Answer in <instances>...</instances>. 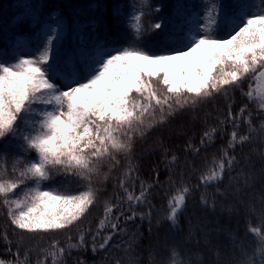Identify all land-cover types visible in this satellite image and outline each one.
<instances>
[{
	"label": "snow or ice",
	"instance_id": "1",
	"mask_svg": "<svg viewBox=\"0 0 264 264\" xmlns=\"http://www.w3.org/2000/svg\"><path fill=\"white\" fill-rule=\"evenodd\" d=\"M91 7V5H89ZM129 27L134 39L127 46L111 47L99 42V38L88 36L75 46L63 41V19L56 17V26L43 33L42 46L28 53L14 56L11 61L0 57V139L17 149L11 161V173L7 158L0 152V205L7 209L11 225L30 234L58 232L68 229L80 221L93 205L103 181L120 167V155L126 159L124 171L117 187L124 193L123 199L131 215L137 216L135 207L148 205L152 184L140 181V191H135L139 179L138 168L132 162L135 141L143 140L156 128H163L169 121L185 112L195 110L223 97L228 101L216 126L207 127L199 145L189 137L184 152L198 155L210 145L225 125H231L226 146L220 155H214L211 164L201 171L199 186L205 189L216 185V193L226 196L235 179L231 172L241 164L249 169L252 162L245 154L236 155L237 148L243 152L245 146L258 144L252 152L264 163V119L255 125L254 115L264 117V0H203V14L193 13L190 19L181 21L180 15L186 5L173 6L172 17L160 16L155 22L144 25L143 19L154 12L159 13L163 5L155 8L150 0H138L130 5ZM101 5L96 3V9ZM119 11V6H117ZM97 23L100 18L97 17ZM158 30V31H157ZM156 33L161 39L156 45H144L146 34ZM227 37V38H225ZM251 75L257 87L249 83L248 104L239 111L233 110L231 91ZM255 104L256 113L249 110ZM242 125L247 131L241 134ZM164 148V164L169 172L174 171L178 161L175 152L162 141L156 144ZM35 152V156L29 155ZM206 165L208 162H205ZM107 167L108 172L103 169ZM153 183H159V170L153 168ZM57 175H63L67 185L44 187ZM229 185L221 191L219 185L225 176ZM239 176L245 186L257 180L255 173L244 172ZM76 178L72 180L71 178ZM261 193L264 194V167L260 169ZM31 182V186H29ZM83 182L84 190L73 192L72 183ZM171 182V181H170ZM23 186L22 196L17 189ZM192 188L187 184L177 189V194L168 199L166 219L176 227L179 214L186 206ZM237 187L234 195H239ZM202 205H208L207 193L200 197ZM119 203H105L104 217L92 234V252L106 249L113 235L123 231L119 227L120 216L113 218ZM258 212L260 224L251 225L246 236L254 238L249 245L241 244L239 253L226 258L223 264H264V198L260 207L247 206ZM120 215H123L121 212ZM141 219H150L151 211L139 213ZM106 228L111 232L102 235ZM86 231H80L76 243L69 236L64 244L52 239L38 264H63L72 250H86ZM3 241L11 245L7 232L0 234ZM102 239L98 247L97 239ZM24 237L17 242V251L12 253L14 261L0 259V264H28V250L20 259L19 249ZM235 247V245H234ZM219 256V254H217ZM155 264L154 257H150ZM75 264H87L76 259ZM116 264H120L117 260ZM159 264H192L191 258L183 254L178 245L167 248ZM216 264H220L219 258Z\"/></svg>",
	"mask_w": 264,
	"mask_h": 264
},
{
	"label": "trees",
	"instance_id": "2",
	"mask_svg": "<svg viewBox=\"0 0 264 264\" xmlns=\"http://www.w3.org/2000/svg\"><path fill=\"white\" fill-rule=\"evenodd\" d=\"M134 0H0V57L11 59L14 56L28 53L37 46H42L44 39L43 33L49 27L56 26V17H62L66 34L63 37L65 45L75 46L78 41L91 36L94 40L99 38V42L106 44L109 48L127 46L133 39L130 29L128 15L132 9L130 5ZM138 3V0H135ZM186 5L180 15L181 21L193 13H203V0H179ZM230 2V0H226ZM96 3L101 5L96 9ZM177 0H150L153 8L163 5L159 13L147 15L143 23L147 26L149 21L155 22L158 17H172L174 15L173 6ZM259 3V0H256ZM91 5V7H89ZM119 6V11L117 10ZM97 17L100 23H97ZM158 31V30H157ZM22 38L25 43L18 42ZM227 38V37H225ZM161 39L156 33L146 34L143 38L144 45H156ZM256 81L252 80L251 75L246 78L241 86L231 91L230 100L234 101L233 110L239 109L248 104V99L243 92H247L249 83L256 87ZM228 101L223 97H217L213 101L198 107L195 112L188 111L169 121L163 128L151 130L145 139L139 138L135 141L132 152V162L138 168V177L135 181V191H140V181L152 184L153 187L148 194V205L135 207L138 213L135 219L126 221L125 216L131 215L127 204L123 199L116 200V196L123 198L124 193L117 187L119 177L124 171L126 159L123 155L119 156L120 167L111 172L109 177L103 181L98 197L88 212L74 225L68 229L58 232L30 234L22 232L11 225L7 216V209L0 205V234L7 232L11 245L6 244L0 238V259L14 261L16 257L8 252V247L12 253L17 251V242L20 237L24 239L19 249L20 259H24L25 251L28 250V264H38L44 255L40 249H47L52 239L60 242L64 246L67 238L72 237V243H76L79 232L86 231V250H72L71 255H66L63 264H75L76 259H84L87 264H153L150 257H154L155 264L164 256L167 248L178 245L183 254L191 258L192 264H216L219 258L220 264L234 254L239 253V246L243 243L249 245L254 238L247 233L249 222L253 227L260 224L258 212L253 213L247 207L249 204L260 207V200L264 198L261 193L260 169L264 167L261 158L252 152L253 147H261L258 144H249L244 147L243 152L239 148L236 150L238 158L245 154L252 162L249 169L241 164L236 166L231 172V177L235 178L228 188L226 196L216 193V185H211L206 189L199 186L198 177L206 166L211 164L214 155H220V148L226 146L228 135L232 131L231 125H225L223 132H218L216 139L208 146L203 148L198 155L191 152H184V146L189 137L194 144L199 145L200 137L207 127L216 126L221 113L225 110ZM249 110L254 114L257 109L255 104H249ZM262 116L254 115V124L259 125ZM247 131V126L242 125L241 134ZM158 141H162L169 149V155L175 152L178 161L174 165V171L169 179V172L164 164V148L156 147ZM7 144V138L0 139V152L7 158L8 172L11 173V161L17 155V149ZM29 155L35 156V152ZM208 162L206 165L205 162ZM243 167L244 172H253L257 180L252 186H245L244 180L239 176ZM153 168L159 170V183H153L155 173ZM108 172V168L103 169ZM75 180L76 178H71ZM171 181V182H170ZM187 184L192 188L190 195L186 199V206L179 214L178 225L174 228L166 219L168 213V199L177 194V189ZM67 185L68 181L63 175H57L52 181L45 182L44 187H58ZM229 185V176L226 175L223 183L219 185L221 191ZM31 186V182H29ZM239 187L241 192L234 195L235 189ZM70 189L73 192L84 190L83 182L81 185L72 183ZM23 186L17 189V193L22 196ZM207 193L208 205L204 206L200 202L202 193ZM119 203L121 206L114 209L113 218L120 216L119 227L123 231H117L106 249L92 252V234L97 230V225L104 217L105 203ZM151 211L150 219L146 216L141 219L139 213ZM123 215H120V213ZM111 232L106 228L102 235ZM102 239L96 241L97 247ZM235 245V247H234ZM219 254V256L217 255ZM46 264H52L51 257Z\"/></svg>",
	"mask_w": 264,
	"mask_h": 264
},
{
	"label": "rangeland",
	"instance_id": "3",
	"mask_svg": "<svg viewBox=\"0 0 264 264\" xmlns=\"http://www.w3.org/2000/svg\"><path fill=\"white\" fill-rule=\"evenodd\" d=\"M202 15V14H201ZM191 18V16L190 17H188L187 19H190ZM63 35H64V30H63ZM256 83V82H255ZM256 87H257V85H256Z\"/></svg>",
	"mask_w": 264,
	"mask_h": 264
}]
</instances>
